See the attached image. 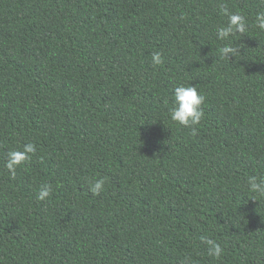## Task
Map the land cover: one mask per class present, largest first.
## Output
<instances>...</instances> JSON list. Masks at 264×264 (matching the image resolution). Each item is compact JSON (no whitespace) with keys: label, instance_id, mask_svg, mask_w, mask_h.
<instances>
[{"label":"trees","instance_id":"obj_1","mask_svg":"<svg viewBox=\"0 0 264 264\" xmlns=\"http://www.w3.org/2000/svg\"><path fill=\"white\" fill-rule=\"evenodd\" d=\"M231 14L245 33L218 39ZM260 14L264 0H0V264H264V192L247 183L264 181ZM178 85L205 97L195 135L170 119Z\"/></svg>","mask_w":264,"mask_h":264},{"label":"clouds","instance_id":"obj_2","mask_svg":"<svg viewBox=\"0 0 264 264\" xmlns=\"http://www.w3.org/2000/svg\"><path fill=\"white\" fill-rule=\"evenodd\" d=\"M257 26L264 30V14L257 16ZM234 31L245 33L246 25L244 18L239 14L229 15L228 24L226 27L219 29L217 33L218 39H225ZM235 50L232 47H223L221 49L222 55H228L233 53ZM153 64L162 63L160 53H153L152 57ZM205 97L200 95L197 88L193 86L178 85L173 90V101L172 107L169 109L170 119L178 124L191 127L192 134H196L195 125H198L203 118V110L201 105L204 103ZM36 151L35 146L31 143L26 144L23 151H11L8 154L6 162V168L15 175L16 166L19 165L23 160L28 158L29 153ZM248 186L251 191L264 192V181H258L257 177H248ZM105 181L103 178L97 179L94 183L90 184L89 190L93 195H99L103 191ZM50 188L44 186L40 189L38 198L44 199L49 195ZM210 244L209 253L211 255L219 256L221 248L219 245L209 241Z\"/></svg>","mask_w":264,"mask_h":264}]
</instances>
